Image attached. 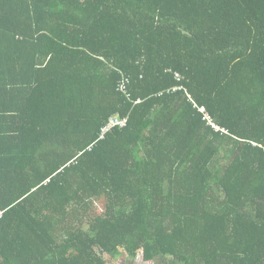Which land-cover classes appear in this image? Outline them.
Segmentation results:
<instances>
[{
	"label": "trees",
	"instance_id": "trees-1",
	"mask_svg": "<svg viewBox=\"0 0 264 264\" xmlns=\"http://www.w3.org/2000/svg\"><path fill=\"white\" fill-rule=\"evenodd\" d=\"M140 252L264 264V0H0V264Z\"/></svg>",
	"mask_w": 264,
	"mask_h": 264
},
{
	"label": "rangeland",
	"instance_id": "rangeland-1",
	"mask_svg": "<svg viewBox=\"0 0 264 264\" xmlns=\"http://www.w3.org/2000/svg\"><path fill=\"white\" fill-rule=\"evenodd\" d=\"M126 255L122 256L118 261L111 262L110 264H126L125 257ZM127 264H156L155 262H147L144 260L142 252H140V255L138 258H136L134 261L128 260Z\"/></svg>",
	"mask_w": 264,
	"mask_h": 264
},
{
	"label": "built area",
	"instance_id": "built-area-1",
	"mask_svg": "<svg viewBox=\"0 0 264 264\" xmlns=\"http://www.w3.org/2000/svg\"><path fill=\"white\" fill-rule=\"evenodd\" d=\"M209 124H211L214 128H216V126L213 123H210L211 121L208 120ZM217 129V128H216Z\"/></svg>",
	"mask_w": 264,
	"mask_h": 264
}]
</instances>
